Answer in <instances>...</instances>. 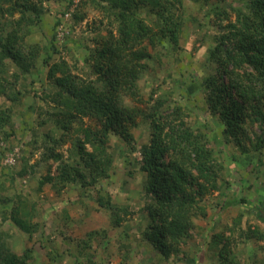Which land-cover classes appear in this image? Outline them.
<instances>
[{
    "label": "trees",
    "instance_id": "16d2710c",
    "mask_svg": "<svg viewBox=\"0 0 264 264\" xmlns=\"http://www.w3.org/2000/svg\"><path fill=\"white\" fill-rule=\"evenodd\" d=\"M51 1L0 0V138L9 141L17 133L14 115L29 90L24 88L25 75L36 79L41 71L40 57L44 58L48 80L42 97L54 109L53 118L49 115L38 122L37 126H44L51 121L52 126L41 137L35 133L28 142L19 175L26 177L30 172L43 170L38 176L39 189L50 184L56 192L70 184L95 187L110 176L113 168L111 134L122 137L132 152L137 151L132 128L141 117L149 122L151 130L149 140L139 148L140 167L147 174L144 183L147 203L142 211L148 223L142 236L164 264H171L172 257L178 258L184 252L183 246L192 237L195 218L207 215V196L214 191H219L222 197V209L252 205L255 215L264 221V212L254 200L238 189L223 191L229 178L222 175L225 164L212 146L224 141L262 162L264 0H241L239 5L235 4L238 0H195L201 7L211 6L218 18L214 23L218 32L207 58L213 71L202 83L207 109L222 125L221 134L212 136L188 124V113H184L182 105L165 112L166 101L160 97L148 109L126 102L127 98L145 102L139 97L138 86L147 62L153 57L151 50L165 40L173 45L170 48L179 47L187 18L184 0H81L79 5H90L102 12L108 25L106 33L94 38L93 46L87 45L90 76L86 78L73 72L68 61L54 57L59 53L55 41L60 36L56 33L50 48L29 40L43 19V3ZM67 2V10L61 16L75 4V0ZM141 9L157 16V27L140 16ZM74 18L78 22L83 20L77 11ZM11 65L16 68L12 66L14 69L10 70ZM26 123L35 128L31 121ZM37 150L41 152V161L39 165H30ZM233 157L237 159L236 154ZM97 191L99 206L111 211L113 226H120L130 214L129 208ZM6 203L11 204L0 211V264H35L37 249L20 250L15 245V234L5 229L4 223L10 219L28 240L38 232L43 233L42 224L36 220L38 202L18 193L0 200V205ZM242 224L239 214L231 226L221 225L213 234L211 245L219 247L217 264H247L236 253L237 248L232 247V236L227 232L235 235L239 231V237L246 239L264 237L259 226ZM83 250L85 247L80 245L78 253ZM45 254L51 261H57L64 253L53 245ZM255 255L254 252L249 255V260H255Z\"/></svg>",
    "mask_w": 264,
    "mask_h": 264
},
{
    "label": "rangeland",
    "instance_id": "374dc122",
    "mask_svg": "<svg viewBox=\"0 0 264 264\" xmlns=\"http://www.w3.org/2000/svg\"><path fill=\"white\" fill-rule=\"evenodd\" d=\"M80 1L75 0V4L62 16L60 14L67 10V0L44 2L43 19L39 27L31 32L29 40L39 41L50 48V41L56 33L60 36L55 41L59 53L54 54V57L68 61L73 72L86 78L90 76L87 45L93 46L94 38L106 33L108 25L102 12L90 5L81 6ZM241 2L238 0L235 4L239 5ZM183 4L187 18L179 47L170 48L173 45L165 40L156 50H151L153 57L147 62L138 86L139 97L145 102L131 98H127L126 102L130 106L137 105L148 109L160 97L166 101L165 112L182 105L184 113H188L186 121L195 130L199 129L210 136L221 134L222 125L207 109L202 84L204 77L213 71L207 58L213 46L214 35L218 32V28L214 26L218 18L210 9L211 6L201 7L195 0H184ZM76 11L79 16H83L80 22L74 18ZM140 16L146 22L158 26L157 16L150 14L149 10L141 9ZM57 20L60 23L56 26ZM43 59L40 57L38 60L41 71L35 80L33 76L25 75L24 88L29 90L23 95L22 105L17 108L19 112L14 115L16 135L9 141L0 138V200L20 193L38 202L39 216L36 220L42 224L44 230L28 240L21 236L10 219L5 221V229H10L15 234V245L20 250L29 247L37 249L35 264H164L163 259L142 236V230L148 223L147 216L142 211L147 203L144 192L147 174L140 167L139 148L150 138L148 121L138 117L137 126L132 128L137 146L135 152L130 150L122 137L111 134L109 150L114 157L113 168L110 176L99 181L95 187L70 184L61 192H56L50 184L39 189L38 176L43 170L39 173L30 172L26 177L19 175L28 142L35 133L41 137L43 131L52 126L51 121L44 126H37L43 118H49V115L53 118L54 112L51 103L42 97L48 83ZM12 66L14 65L10 66V70L15 67ZM20 83L23 84V81ZM29 121L35 124L32 126L34 129L26 123ZM255 129L258 134L261 133L257 127ZM70 145L71 143L67 144L64 150ZM212 146L219 160L225 164L221 169L222 175L229 178L223 191L238 189L239 193L254 200V204L260 205L264 212V149L260 153L261 162L255 157L251 158L250 154L238 152L235 146L224 141L222 145ZM235 154L237 159L233 157ZM40 158L41 152L35 151L30 158V165H39ZM97 190L111 196L114 203L129 208L130 214L120 226H113L111 211L99 206ZM207 201V215L195 218L192 237L183 246L184 252L178 258L172 257L169 263L217 264L219 247L211 245L210 240L220 230L221 225L231 226L233 219L239 214H242L243 227L259 226L260 232L264 234V221L258 219L252 205L243 204L222 209L219 191L207 196ZM10 204L0 205V211ZM238 233L239 231L230 235L227 232V235L232 236L231 245L237 248L236 253L240 259L246 260L247 264H264V237L258 240L246 239L239 237ZM53 245L64 253L57 261H51L45 254L47 248ZM80 245L85 250L79 254ZM253 252L256 253L255 260H249L251 258L248 256Z\"/></svg>",
    "mask_w": 264,
    "mask_h": 264
}]
</instances>
